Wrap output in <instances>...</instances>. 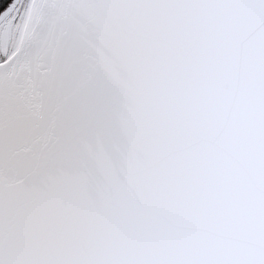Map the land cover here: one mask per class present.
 Listing matches in <instances>:
<instances>
[{"label":"snow or ice","instance_id":"1","mask_svg":"<svg viewBox=\"0 0 264 264\" xmlns=\"http://www.w3.org/2000/svg\"><path fill=\"white\" fill-rule=\"evenodd\" d=\"M0 264H264V0H0Z\"/></svg>","mask_w":264,"mask_h":264}]
</instances>
